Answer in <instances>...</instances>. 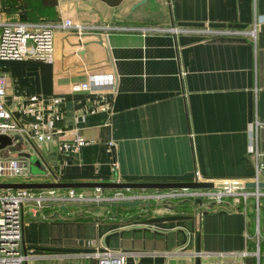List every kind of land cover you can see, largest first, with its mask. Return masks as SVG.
<instances>
[{
  "label": "crops",
  "instance_id": "1",
  "mask_svg": "<svg viewBox=\"0 0 264 264\" xmlns=\"http://www.w3.org/2000/svg\"><path fill=\"white\" fill-rule=\"evenodd\" d=\"M139 1L110 8L99 0H0V21L69 19L87 28L54 30L52 63L0 60L8 107L61 100L52 123L60 133L50 143H0V158L34 154L43 172L9 183H181L196 175L254 182L264 156V0H145L134 8ZM106 74L115 78L112 90H71ZM75 129L86 145L68 154L61 146ZM172 192L183 193L129 192L152 196L135 207L50 205L35 217L25 207L26 264H97L106 250L125 264H264V198L256 210L252 199L206 206L190 190L158 197Z\"/></svg>",
  "mask_w": 264,
  "mask_h": 264
},
{
  "label": "built area",
  "instance_id": "2",
  "mask_svg": "<svg viewBox=\"0 0 264 264\" xmlns=\"http://www.w3.org/2000/svg\"><path fill=\"white\" fill-rule=\"evenodd\" d=\"M57 28L74 29L82 34L87 29L75 25L71 20H63L60 24L49 23H23L0 21V60L21 61L34 59L45 63H52L54 59L53 38ZM172 32H179L177 29ZM212 33H218L213 31ZM252 37L255 30L249 33ZM115 78L112 74L91 75L85 82L72 84L74 92L88 91L92 88H108L112 90ZM5 78L0 75V137L9 138L12 142L22 139L34 146L50 143L56 131L52 123L59 120V106L61 100L53 98L50 102L30 99L26 103L18 104L15 108L8 107L4 98L6 95ZM14 111L19 118L14 116ZM76 129L73 130V140L62 144V150L68 154L77 153L86 141L81 138ZM250 139L257 148V128L250 134ZM260 156V155H259ZM31 177L28 160L24 157L0 158V183H9L10 180H27ZM264 166L257 164L254 182L263 181ZM196 175V181L198 180ZM189 189H181L183 193H166L158 197L176 198L183 196ZM188 196L202 199L203 205L220 206L226 200H240L246 205L249 199L254 200L256 210L259 208L260 198H264V190L218 189V190H190ZM131 190H115L106 194L100 189H93L91 194L77 192L70 189L63 194L55 190H0V264H26L27 256L24 254L23 227L25 207L29 208L35 217L44 208L50 205L80 206V205H112L122 202H139L149 200L150 195H127ZM156 197V196H155ZM106 214H110L108 210ZM97 264H125L123 254L106 250L97 254ZM201 264H244L224 260H205Z\"/></svg>",
  "mask_w": 264,
  "mask_h": 264
},
{
  "label": "water",
  "instance_id": "3",
  "mask_svg": "<svg viewBox=\"0 0 264 264\" xmlns=\"http://www.w3.org/2000/svg\"><path fill=\"white\" fill-rule=\"evenodd\" d=\"M110 8L119 7L126 0H99ZM145 3V0L134 4V8ZM259 139L264 141V128H260ZM5 137H0V143L5 144ZM264 155V148L261 150ZM264 164V156H262ZM82 190V189H112V190H218V189H242V190H264V181L261 182H181V183H146V182H88V183H0V190ZM141 202H122L118 205L121 207H135L141 205ZM60 210L66 211V207H60ZM195 251L199 252V240L196 235Z\"/></svg>",
  "mask_w": 264,
  "mask_h": 264
},
{
  "label": "rangeland",
  "instance_id": "4",
  "mask_svg": "<svg viewBox=\"0 0 264 264\" xmlns=\"http://www.w3.org/2000/svg\"><path fill=\"white\" fill-rule=\"evenodd\" d=\"M23 156L26 157L27 159H29V163H30L29 170H30L31 175L43 174V172L36 165V163H37V156L36 155L26 153Z\"/></svg>",
  "mask_w": 264,
  "mask_h": 264
}]
</instances>
